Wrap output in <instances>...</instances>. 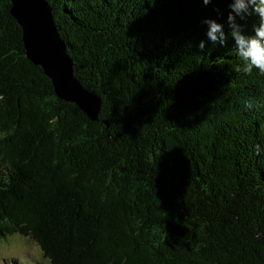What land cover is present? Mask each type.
<instances>
[{
	"label": "trees",
	"instance_id": "trees-1",
	"mask_svg": "<svg viewBox=\"0 0 264 264\" xmlns=\"http://www.w3.org/2000/svg\"><path fill=\"white\" fill-rule=\"evenodd\" d=\"M47 1L102 104L59 98L0 0V238L49 264H264V73L230 35L199 48L229 0Z\"/></svg>",
	"mask_w": 264,
	"mask_h": 264
},
{
	"label": "water",
	"instance_id": "water-1",
	"mask_svg": "<svg viewBox=\"0 0 264 264\" xmlns=\"http://www.w3.org/2000/svg\"><path fill=\"white\" fill-rule=\"evenodd\" d=\"M11 13L22 28L26 54L52 80L60 99L76 103L92 120H97L102 99L80 83L74 63L60 37L47 0H11Z\"/></svg>",
	"mask_w": 264,
	"mask_h": 264
},
{
	"label": "clouds",
	"instance_id": "clouds-1",
	"mask_svg": "<svg viewBox=\"0 0 264 264\" xmlns=\"http://www.w3.org/2000/svg\"><path fill=\"white\" fill-rule=\"evenodd\" d=\"M212 2L213 0H203L205 5ZM229 8L225 22H218L213 18L203 21L208 26L207 41L199 43L200 50L203 51L209 41L215 45H223L230 35L235 42L236 54L244 62L243 71L251 73L255 68L264 73V0H229ZM251 15L258 17V21L253 25L252 34H248L237 17L244 19ZM225 23L229 33L225 32Z\"/></svg>",
	"mask_w": 264,
	"mask_h": 264
},
{
	"label": "rangeland",
	"instance_id": "rangeland-1",
	"mask_svg": "<svg viewBox=\"0 0 264 264\" xmlns=\"http://www.w3.org/2000/svg\"><path fill=\"white\" fill-rule=\"evenodd\" d=\"M15 258L20 264H38V261L49 264L39 246L30 238L20 234L0 238V264H15Z\"/></svg>",
	"mask_w": 264,
	"mask_h": 264
}]
</instances>
